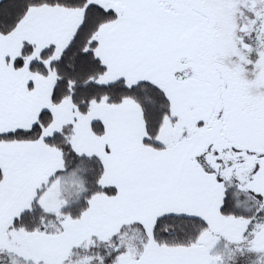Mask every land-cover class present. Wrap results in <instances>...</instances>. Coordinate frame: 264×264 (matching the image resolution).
Masks as SVG:
<instances>
[{"label":"snow or ice","instance_id":"obj_1","mask_svg":"<svg viewBox=\"0 0 264 264\" xmlns=\"http://www.w3.org/2000/svg\"><path fill=\"white\" fill-rule=\"evenodd\" d=\"M0 264H264V0H0Z\"/></svg>","mask_w":264,"mask_h":264}]
</instances>
